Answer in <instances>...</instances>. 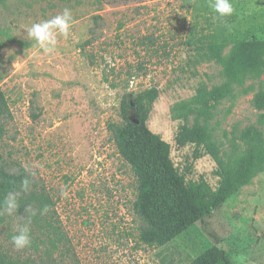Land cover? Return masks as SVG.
<instances>
[{
	"label": "rangeland",
	"instance_id": "1",
	"mask_svg": "<svg viewBox=\"0 0 264 264\" xmlns=\"http://www.w3.org/2000/svg\"><path fill=\"white\" fill-rule=\"evenodd\" d=\"M230 2L235 12L228 27L213 20L208 0H8L0 6V90L9 111L0 118V169L23 171L32 190L49 197L62 233L57 248L48 249L32 221L31 245L16 250L11 236L24 221L0 214L1 252L30 264H187L218 246L231 264H264V170L188 231L150 247L138 238L135 178L109 129L125 93L156 88L148 129L169 144L186 180L203 177L217 186L222 169L242 151L241 131L254 125L264 135L262 112L251 104L264 88V70L233 86L200 122L218 150L215 158L201 148L194 159V146L175 144L178 129L194 121L172 118L171 111L199 85L223 84L220 66L198 56L216 27L230 42L264 40V0ZM65 8L73 16L70 33L46 54L28 40L26 28ZM129 118L136 121L133 110Z\"/></svg>",
	"mask_w": 264,
	"mask_h": 264
},
{
	"label": "trees",
	"instance_id": "2",
	"mask_svg": "<svg viewBox=\"0 0 264 264\" xmlns=\"http://www.w3.org/2000/svg\"><path fill=\"white\" fill-rule=\"evenodd\" d=\"M8 0H0L3 6ZM105 0H96L101 4ZM9 39V38H8ZM10 40V39H9ZM4 46L0 42V50ZM229 47L228 52L224 50ZM200 56L206 62L220 66L223 84L208 88L199 85L194 95L177 104L171 111L172 118L188 120L193 124L181 126L174 138L179 147L194 146V159L204 152L216 157L218 150L210 142L206 121L212 109L227 95L233 86H242L249 75L259 77L264 70V40H230L216 27L209 38L198 46ZM3 79L0 74V81ZM158 98L156 88L135 93H125L119 102L118 121L109 124L112 142L121 159L129 166L136 181V196L132 205L134 214L142 222L139 241L150 247H163L188 231L196 222L211 214L264 170V135L260 128L245 127L238 138L241 153L222 169L218 184L213 188L203 177L196 181L186 178L174 167L170 146L147 127L150 108ZM252 107L262 112L260 124L264 127V88L260 87L252 97ZM133 110L136 121L129 118ZM9 113L4 93L0 90V118ZM23 171L7 173L0 169V201L9 192L18 193L21 206L18 213L25 215L26 205L36 210L32 221L42 230L48 249L57 248L62 233L53 221L52 201L47 195L30 188L21 191ZM47 214L41 215L44 206ZM0 251V264H30ZM187 264H231L226 251L218 246L205 249Z\"/></svg>",
	"mask_w": 264,
	"mask_h": 264
},
{
	"label": "clouds",
	"instance_id": "3",
	"mask_svg": "<svg viewBox=\"0 0 264 264\" xmlns=\"http://www.w3.org/2000/svg\"><path fill=\"white\" fill-rule=\"evenodd\" d=\"M208 7L215 13L214 21H219L221 26L228 27L227 18L231 17L235 9L230 0H208ZM73 24V16L70 9L65 8L61 14L52 17L51 19L33 23L26 28L28 40L32 45L38 47L46 54L56 52L58 36L67 37ZM31 188V180L25 177L21 182V191L28 192ZM66 195V193H64ZM21 203L18 199V193L9 192L6 197L0 201V214L8 216H16L23 224L17 226L15 234L11 236V243L16 250H23L29 247L32 243L30 235V225L32 217L36 215V210L30 205H26L25 215L20 217L17 215ZM48 206L45 205L41 211V215L47 214ZM239 261L243 262L244 258L239 257Z\"/></svg>",
	"mask_w": 264,
	"mask_h": 264
}]
</instances>
